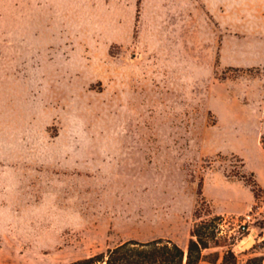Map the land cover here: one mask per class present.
Listing matches in <instances>:
<instances>
[{"label":"rangeland","instance_id":"1","mask_svg":"<svg viewBox=\"0 0 264 264\" xmlns=\"http://www.w3.org/2000/svg\"><path fill=\"white\" fill-rule=\"evenodd\" d=\"M181 5L0 0V264L186 250L202 199L221 233L198 264L264 255L241 178L264 189L261 137L240 121L264 66L220 67L217 22Z\"/></svg>","mask_w":264,"mask_h":264},{"label":"crops","instance_id":"2","mask_svg":"<svg viewBox=\"0 0 264 264\" xmlns=\"http://www.w3.org/2000/svg\"><path fill=\"white\" fill-rule=\"evenodd\" d=\"M182 12L201 11L217 22L218 64L222 68L264 66V0H180ZM249 101L241 107L240 121L264 135V75L249 89ZM260 160L264 149L261 146ZM260 168L255 170L259 175ZM264 171V170H263ZM260 239H264V236Z\"/></svg>","mask_w":264,"mask_h":264},{"label":"trees","instance_id":"3","mask_svg":"<svg viewBox=\"0 0 264 264\" xmlns=\"http://www.w3.org/2000/svg\"><path fill=\"white\" fill-rule=\"evenodd\" d=\"M260 143L264 149V135ZM243 164V163H242ZM250 181L241 176L254 199H264V189L256 181L253 173ZM204 199L198 202L194 216L197 220L190 230L186 250L170 239L155 238L148 241L128 240L121 242L103 253L91 255L67 264H198L203 260V252L219 244L221 217L212 215ZM203 219L204 216H211ZM254 249V248H253ZM220 264H238V258L231 249L223 253ZM244 264H264V255L247 257Z\"/></svg>","mask_w":264,"mask_h":264},{"label":"built area","instance_id":"4","mask_svg":"<svg viewBox=\"0 0 264 264\" xmlns=\"http://www.w3.org/2000/svg\"><path fill=\"white\" fill-rule=\"evenodd\" d=\"M244 228V227H243Z\"/></svg>","mask_w":264,"mask_h":264}]
</instances>
